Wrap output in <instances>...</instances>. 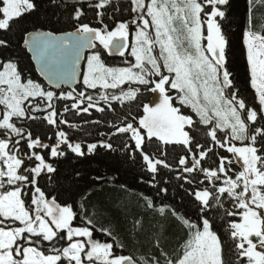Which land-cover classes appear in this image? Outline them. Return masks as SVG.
<instances>
[{
    "label": "snow or ice",
    "instance_id": "6c2138e0",
    "mask_svg": "<svg viewBox=\"0 0 264 264\" xmlns=\"http://www.w3.org/2000/svg\"><path fill=\"white\" fill-rule=\"evenodd\" d=\"M239 7L0 0V264H264V0ZM101 150L152 194L99 200Z\"/></svg>",
    "mask_w": 264,
    "mask_h": 264
},
{
    "label": "trees",
    "instance_id": "16d2710c",
    "mask_svg": "<svg viewBox=\"0 0 264 264\" xmlns=\"http://www.w3.org/2000/svg\"><path fill=\"white\" fill-rule=\"evenodd\" d=\"M240 7L236 10L234 15L236 16L237 24L239 23L240 13L246 7V0H236ZM234 31H239V27L235 24L233 26ZM239 49L237 48L236 59L239 60ZM77 166L82 170L89 173L91 176L97 174L104 176L107 180L108 177H115V181L104 183L102 190L97 189L99 193L98 199L105 204L108 203L110 198L121 195L122 199L130 204L135 205L137 198L141 193L145 195H151L152 191L147 185L140 183L139 170L129 167L127 163L119 162L113 159L103 150L94 157L86 158L82 163L77 161ZM126 185V190L119 189L118 185Z\"/></svg>",
    "mask_w": 264,
    "mask_h": 264
}]
</instances>
